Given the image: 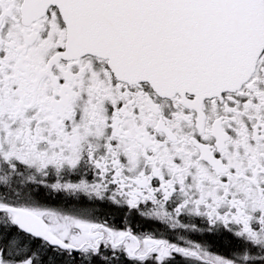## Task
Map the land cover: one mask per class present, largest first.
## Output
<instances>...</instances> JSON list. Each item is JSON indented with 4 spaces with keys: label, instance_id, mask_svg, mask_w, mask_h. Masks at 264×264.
<instances>
[{
    "label": "snow or ice",
    "instance_id": "snow-or-ice-1",
    "mask_svg": "<svg viewBox=\"0 0 264 264\" xmlns=\"http://www.w3.org/2000/svg\"><path fill=\"white\" fill-rule=\"evenodd\" d=\"M0 264H264V0H0Z\"/></svg>",
    "mask_w": 264,
    "mask_h": 264
}]
</instances>
